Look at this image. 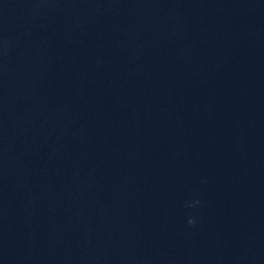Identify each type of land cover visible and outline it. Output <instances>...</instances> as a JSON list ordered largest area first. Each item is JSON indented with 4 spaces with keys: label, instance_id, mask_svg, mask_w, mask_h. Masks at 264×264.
Returning a JSON list of instances; mask_svg holds the SVG:
<instances>
[{
    "label": "water",
    "instance_id": "obj_1",
    "mask_svg": "<svg viewBox=\"0 0 264 264\" xmlns=\"http://www.w3.org/2000/svg\"><path fill=\"white\" fill-rule=\"evenodd\" d=\"M0 264H264V0H0Z\"/></svg>",
    "mask_w": 264,
    "mask_h": 264
},
{
    "label": "clouds",
    "instance_id": "obj_2",
    "mask_svg": "<svg viewBox=\"0 0 264 264\" xmlns=\"http://www.w3.org/2000/svg\"><path fill=\"white\" fill-rule=\"evenodd\" d=\"M201 204L200 200H194L192 201L189 205H187L188 207H197ZM188 224L194 226L196 224V219L194 217H189L188 219Z\"/></svg>",
    "mask_w": 264,
    "mask_h": 264
}]
</instances>
